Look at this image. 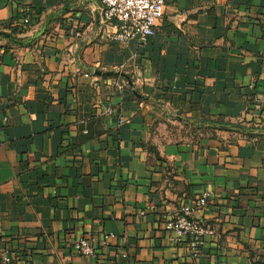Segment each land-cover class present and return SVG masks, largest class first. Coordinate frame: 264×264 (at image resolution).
<instances>
[{"label":"crops","instance_id":"1","mask_svg":"<svg viewBox=\"0 0 264 264\" xmlns=\"http://www.w3.org/2000/svg\"><path fill=\"white\" fill-rule=\"evenodd\" d=\"M101 7L0 0L23 43L0 36V257L264 264V0H165L126 45ZM202 195L192 217L215 235L193 257L165 222Z\"/></svg>","mask_w":264,"mask_h":264},{"label":"built area","instance_id":"2","mask_svg":"<svg viewBox=\"0 0 264 264\" xmlns=\"http://www.w3.org/2000/svg\"><path fill=\"white\" fill-rule=\"evenodd\" d=\"M101 17L104 22L115 23L117 31L112 35V40L126 45L131 41L144 44L155 33L156 23L162 18L165 0H101ZM30 25L29 14L20 19V26L26 29ZM79 36V33H76ZM120 123L124 122L120 118ZM206 204L204 195L197 198L192 206H184L171 219L165 222L167 232L173 233L171 242L188 239L189 251L196 257L198 250L206 238L215 235L209 225L200 220L193 219L195 211L201 210ZM73 250L82 257H91L95 253V240L91 237L78 239L73 243ZM0 264H13V256L4 253L0 257Z\"/></svg>","mask_w":264,"mask_h":264},{"label":"water","instance_id":"3","mask_svg":"<svg viewBox=\"0 0 264 264\" xmlns=\"http://www.w3.org/2000/svg\"><path fill=\"white\" fill-rule=\"evenodd\" d=\"M0 36L4 37V38L7 39L8 41H10V42H12V43H15V44H17V45H23L22 42H20V41H15V40L11 37V35L0 33ZM96 75H98V76H101V75H106V76H107V75H110V76H122V77H124V78L128 81L129 86L132 87V83H131V81L129 80V78H128L127 76L121 74V73H116V72H112V73H100V72H96Z\"/></svg>","mask_w":264,"mask_h":264},{"label":"trees","instance_id":"4","mask_svg":"<svg viewBox=\"0 0 264 264\" xmlns=\"http://www.w3.org/2000/svg\"><path fill=\"white\" fill-rule=\"evenodd\" d=\"M13 34H15V31H13Z\"/></svg>","mask_w":264,"mask_h":264}]
</instances>
